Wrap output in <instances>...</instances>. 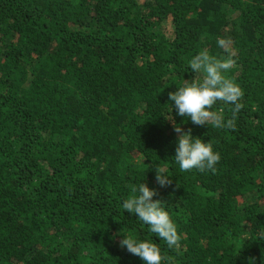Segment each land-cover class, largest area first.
Listing matches in <instances>:
<instances>
[{
    "label": "trees",
    "instance_id": "trees-1",
    "mask_svg": "<svg viewBox=\"0 0 264 264\" xmlns=\"http://www.w3.org/2000/svg\"><path fill=\"white\" fill-rule=\"evenodd\" d=\"M218 38L243 91L234 131L181 124L165 104L193 78L188 59L225 57ZM174 123L220 153L215 171L172 161ZM143 180L168 205L176 249L120 209ZM257 231L264 0H0V264H143L123 234L153 239L172 264H264Z\"/></svg>",
    "mask_w": 264,
    "mask_h": 264
},
{
    "label": "clouds",
    "instance_id": "clouds-1",
    "mask_svg": "<svg viewBox=\"0 0 264 264\" xmlns=\"http://www.w3.org/2000/svg\"><path fill=\"white\" fill-rule=\"evenodd\" d=\"M216 43L219 48L226 49L225 57L219 58L207 49H202L188 59L185 73L193 74V78L183 79L179 86H175V91L168 93L165 104L169 105L171 112L174 110L177 116L184 118L181 124L191 121L197 126L234 131L237 114L243 108V91L227 75L235 64L232 53L227 51L228 41L218 38ZM218 103L230 107V118L226 117L223 110H212ZM174 132L178 135L171 159L181 171H215L221 157L209 141L193 136L191 130L184 131L175 123ZM155 173L161 187L171 183L163 170H155ZM157 195V191L150 189L144 180L134 183L130 195L121 200L120 209L122 213L134 215L135 221L163 241L168 249H176L180 246L181 234L167 210L168 205L160 199H154ZM257 232L258 239L264 240V232ZM121 236L123 238L119 246L138 257L143 264H172V260L162 253L161 247L153 239H141L134 234ZM247 264H254V258H248Z\"/></svg>",
    "mask_w": 264,
    "mask_h": 264
}]
</instances>
